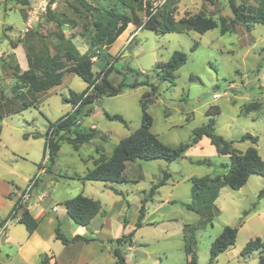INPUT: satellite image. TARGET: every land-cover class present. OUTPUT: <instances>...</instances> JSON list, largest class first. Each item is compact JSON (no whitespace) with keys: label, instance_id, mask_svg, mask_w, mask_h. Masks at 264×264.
<instances>
[{"label":"rangeland","instance_id":"rangeland-1","mask_svg":"<svg viewBox=\"0 0 264 264\" xmlns=\"http://www.w3.org/2000/svg\"><path fill=\"white\" fill-rule=\"evenodd\" d=\"M38 1L27 0L25 5L23 0H0V218L6 217L11 204L3 196L6 188L10 189L11 182L24 185L27 173L36 171L37 164H44V135L48 124L72 113V105L66 102L69 92L80 93L87 86L75 74L63 73L60 85L37 94L33 106L21 109L22 101L13 96L18 93L17 88L21 87V91L26 89L17 82L14 67L20 69L26 53L45 56L46 50L52 52L57 48L54 44L62 49V42L66 48L71 43L76 50H85L86 53L88 30L93 18L80 3L98 10H105L110 5L109 0H53L49 11L60 25L43 14L29 33H24L23 22ZM163 2L153 0V8L162 11ZM240 2L237 0L236 4ZM245 3L255 6L257 0H245ZM167 7L175 20L185 13L201 14L215 20L217 27L204 34L186 28L178 33L161 34L136 30L129 24L126 40L120 39V35L110 46L101 45L98 50L107 53L110 50V58H93V61L96 60L94 73L106 68L108 62L112 63L108 81L113 86L123 82L125 88L117 96L97 99L91 114L82 117V124L76 128H95L107 140H92L79 150L61 142L54 162L58 171L69 177L81 175L90 163L80 158L94 154L96 147L111 153L119 140L138 129L141 122L140 101L145 93H149L153 100L147 109L152 118L151 132L165 145L177 147L189 143L193 130L211 120L215 134L233 142L234 149L243 152L254 146L264 161V25L254 24L247 31L244 25L235 23L230 31L221 34L220 19L228 23L233 20L228 0H214L213 4L203 0H168ZM135 14L142 20L146 19L139 9L135 10ZM60 30L63 40L55 36ZM194 44L196 48L191 51ZM175 51L184 53L186 62L173 73V80H163L157 65L169 61ZM61 60L66 68L73 64L68 63L65 57ZM136 83L135 88L129 87ZM214 95L217 97L214 98ZM30 99L25 98L26 101ZM254 101L262 103L259 110L247 114L241 112L244 105ZM214 107L219 108L220 114L206 116L208 109L213 111ZM104 113L122 116L127 126L108 120ZM246 133L258 138L255 145L249 141L240 142L241 136ZM64 136L72 137V134ZM190 160H209L210 164H196ZM227 166L228 157L217 155L213 146L206 144L197 149H187L183 158L170 163L163 160L127 163L123 172L126 181L121 184L89 181L83 188L79 181L61 179L63 183L58 188L50 186L43 191L51 194L53 188H57V198L64 194L68 198L82 194L100 201L104 205L103 214L106 212L111 217L114 228L118 223L125 222L124 234L136 230L134 249L128 250L127 244L119 245L115 241L112 244L113 249L123 251L130 264H187L189 256L185 249L192 237L181 231L185 224L195 230L194 243L187 247L191 249L196 264H209L211 243L225 226L237 228L235 243L211 264H257L261 252L241 256V251L248 241L255 238L264 244L262 177L249 176L239 190H231L227 186L221 188L210 210L202 211L200 205L192 202L189 179L223 176L227 174ZM163 173L171 177L149 200V189L162 179ZM107 186L122 194L116 195ZM12 190L17 193L16 188ZM167 197L169 200H166ZM143 199L147 202L139 220ZM186 204H192L197 212L186 209ZM138 222L140 227L137 228ZM6 226L17 239L25 232L24 227L13 220H9Z\"/></svg>","mask_w":264,"mask_h":264},{"label":"trees","instance_id":"trees-1","mask_svg":"<svg viewBox=\"0 0 264 264\" xmlns=\"http://www.w3.org/2000/svg\"><path fill=\"white\" fill-rule=\"evenodd\" d=\"M203 1L213 4L214 0ZM236 1L237 0H228L233 20H231V24L220 19L221 34L230 31L235 23L244 25L247 31H249L254 24L264 25V0H257L255 6L246 4L245 0H240V4H236ZM23 3L25 5L28 4L27 0H23ZM108 3L110 5H108V8L105 10L102 8L98 10L97 8H94V6L89 7L85 3H80L84 10L89 12L93 18L90 21L91 29L88 30V50L86 53L80 54L71 43H68L66 48V46L64 47V42H62V49L66 50L65 52L60 53L56 51L52 57L44 58L35 67L30 63V68L26 71H20L19 67H14L16 72L14 76L16 77L17 82L22 84L23 88L26 89L25 91H21V87L17 88L18 93L13 96L14 99H17L20 102L22 101L21 109H27L33 106L36 102L37 94L46 92L53 87L60 85L63 73L75 74L87 84L86 88L80 93L69 92V97L66 99V102L70 103L72 107H75L72 113L59 118L54 123H49L47 126L44 135L43 160L46 159L51 165L55 162L61 141H66L74 148H78L82 144L90 143L96 138H100L103 142L106 141V137L95 129L76 130L80 124L81 118L90 115L92 112V105L97 99L103 96H117L125 88L123 82L117 86H113L108 81L107 77L113 69L112 63L108 62L106 68L97 74L94 73L93 58L107 60L110 58V55L107 52H103L104 50H98L101 45L107 47L113 44L126 30L129 24L133 25L136 30L144 29L161 34L178 33L182 28L192 30L198 34H204L217 27V22L215 20L201 14L185 13L182 18L175 20L171 11L167 7L168 0H164L162 3L161 6H163V8L160 12H158V9L153 8V0H109ZM137 9L144 13L145 20L138 18L135 14V10ZM91 17L89 19H91ZM47 18L50 19V21H54L58 26L60 25L49 10L47 12ZM85 30H87L86 27ZM57 38L63 40L62 35H57ZM195 48L196 44L191 47V51H194ZM62 49L56 48L55 50ZM63 57L66 58L68 63L72 62L73 64L66 68L61 60ZM27 59L28 62H30L31 59L29 56H27ZM185 62L186 56L184 53L178 51L173 52L169 61L157 65V68L161 73V78L167 81L173 80V73L184 65ZM137 85L138 84L136 83L129 87L135 88ZM152 90L154 91L155 88L153 87ZM27 97H31V99L26 101L25 98ZM152 101L149 93H145L142 96L140 101L141 122L139 128L119 140L109 157L105 158L103 155L99 156L94 162V168L81 178L83 181L111 184L124 183L126 180L123 177V172L127 163L136 160H163L169 163L174 162L183 158L185 151L194 147L203 137L209 139L210 144L214 146L217 155L228 156L229 166H227V174L223 176H204L201 178L192 177L189 179V182L191 183L192 202L193 204L196 203L198 206L200 205L202 211L210 210L214 201L218 197L221 188L227 186L231 190H239L246 184L251 175H258L264 179V161L258 154L256 148L251 146L244 152L237 151L232 147L233 142H227L222 137L215 134L213 127L214 124L211 120L205 125L193 130L192 138L189 143L181 144L177 147H170L162 143L158 136L151 132L152 118L147 112V109L148 104H151ZM261 105L262 103L258 101L250 102L243 106V112L247 114L257 111L260 109ZM219 114L220 110L218 107H214L213 111L208 109L206 112V116L208 117ZM104 115L110 121H116L127 126L126 120L120 115H109L107 113H104ZM50 130L52 131L50 138L48 139ZM68 133H71L72 137L64 136ZM244 141H249L252 145H255L258 138L246 133L240 138V142ZM46 145L49 148L47 156L45 152ZM195 163L210 164V161L203 160ZM37 168L42 169V164H37ZM167 178L168 174L163 173L162 179L150 189L149 193L152 194L155 189L162 186ZM144 201L145 200L141 203L139 220L142 219L144 213ZM61 205L66 210L68 217L79 226H87L97 214H103L99 202L82 194H78L75 197L64 201ZM185 207L188 210L197 212L192 204H186ZM21 209H23V211L18 216ZM9 220L16 221V223L23 225L28 234H32L37 227V222L30 216L26 207L20 204L19 198L14 202L13 207L7 216L0 220V227L5 225ZM123 225L124 227L126 226L125 222ZM136 226L137 228L140 227V222H138ZM134 231L135 230L123 234L120 238L116 239L115 242L119 245H131ZM184 232L189 233V237H192L188 245H190L191 242L194 243L193 233L195 230L186 225L184 226ZM236 234V227H223L221 233L211 243L209 249V264L215 261L220 254L234 245ZM55 239L60 241L63 245L78 241H93L81 236L68 238L60 232L59 224H57L55 228ZM187 246L185 249L186 255L189 256L187 264H196L195 257L191 253V249ZM254 251L261 252L257 264H264V244L259 238L248 241L241 251V256H249ZM112 255L117 264H126L124 257L118 248L112 250ZM39 264H49L48 258L43 256Z\"/></svg>","mask_w":264,"mask_h":264},{"label":"crops","instance_id":"crops-1","mask_svg":"<svg viewBox=\"0 0 264 264\" xmlns=\"http://www.w3.org/2000/svg\"><path fill=\"white\" fill-rule=\"evenodd\" d=\"M126 30L121 34L120 39L126 40V38L129 35L128 32H126ZM23 32L25 33L24 22H23ZM61 33L62 30H60L59 33L55 34V36L62 35ZM56 47L61 48V46L54 44V48ZM56 51L62 53L65 52L66 50H52V52L46 50L45 56L34 55L31 54V52L28 54L26 53V55H24L25 58V60H23L24 63L20 64L21 71L28 70L30 68V63L35 67L44 58L52 57L56 53ZM77 51L80 54H84L85 52V50H77ZM108 53H110V50H108ZM27 56L30 57L31 59L30 62H28ZM81 124L82 121L80 120L79 125ZM89 129H95V128L91 127ZM99 133L104 135L101 132ZM61 142H66V141H61ZM206 144L210 145V141L208 138L203 137L194 147H191L190 149H197ZM83 145L85 144H82L78 148H74V149L79 150ZM59 150H60V145H59ZM111 153H105L102 147H96L94 150V154L87 155L85 158L83 157L80 158V160L90 163V167H87L86 171L83 172L81 175L74 174L71 177H69L68 174L64 173L63 171H58L56 168H54V164L51 165L49 162H47V160H45L44 164H42L43 166L42 169H38L36 166L37 169L36 171L33 170L31 173L30 172L27 173L24 179L25 181L24 185L20 186L15 184L14 182H11L10 189L7 187L5 193L3 194V196H5L6 199H9L10 200L9 202L11 203L8 207L9 208L8 213L12 209L14 202L19 198L20 194L29 186L31 180L35 178L37 175H39L36 179V182L32 186L31 197L28 199L27 204L25 205L30 216L37 222V227L32 234H28L25 230V232H22L21 238L17 239L11 235V231L8 230V226H6L5 232H3L0 235V263L1 264H39L41 258L43 256H46L49 260V264H117L115 258L112 255V250H113L112 244L116 239L120 238L124 234L123 232L125 231L126 226L124 227L123 224L116 223L117 225L114 228L113 226L114 222L106 212L104 214L102 213L97 214L87 226H79L75 224L68 217L66 210L61 205L64 201L71 198L66 197L67 196L66 194H64V196L60 198H57L55 196L56 189L59 187L61 183H63L61 179L79 181L82 183V187L84 188L86 186V183L89 181H83L81 178L84 177V175L88 171L94 168V164H95L94 162L99 156L103 155L105 158H107L111 155ZM190 161L191 163H195L200 160H196V161L190 160ZM48 164H50L49 167L47 166ZM170 177L171 175L168 174V178ZM168 178L166 180H168ZM50 186H54L57 188L56 189L53 188L51 194H46L45 191L43 190L46 187H50ZM12 188H16L18 190L17 193H14L15 191H13ZM107 188L113 191L116 195H120V193L122 194V192L116 191L112 186H107ZM150 189L148 191L149 200L152 199V196L157 191V189H155L154 192L150 194L149 193ZM143 200H145L143 203V208L145 212L144 205L146 204L147 199H143ZM166 200H169V197H167ZM166 200L161 202L163 203ZM1 201L2 199L0 194V202ZM216 201L217 198L214 202ZM97 202L100 203V201ZM102 206L104 205H101V210H102ZM55 207L56 209H53ZM4 218L5 217L0 218V220ZM13 222L16 223V221ZM16 224L20 226V224L18 223ZM57 224H59L60 232L68 238L74 236H81L85 239H89L93 241L90 242L78 241L68 245H63L60 241L55 239V228ZM186 225L187 224L182 225L181 231L183 233H184V226ZM135 232L136 230L134 231V233ZM127 233H129V231ZM133 239L134 237H132L131 239L132 242L131 245L127 244L129 246L128 250L134 249L135 242ZM120 252L124 257L123 251ZM124 260L126 264H130L127 258L124 257Z\"/></svg>","mask_w":264,"mask_h":264},{"label":"built area","instance_id":"built-area-1","mask_svg":"<svg viewBox=\"0 0 264 264\" xmlns=\"http://www.w3.org/2000/svg\"><path fill=\"white\" fill-rule=\"evenodd\" d=\"M51 1L52 0H39L38 3L34 7L31 8L26 18V22H25V33H27L29 29H32L34 24L39 22L41 15L47 14L48 10L52 6ZM213 97L215 98L217 97V95H214ZM74 109L75 107H73V110ZM51 131L52 130L49 131L48 139L50 138ZM45 152L47 156L49 152V148L47 145L45 148ZM36 179H37V176L31 180L29 186L20 194L19 202L22 206H25L27 204L28 199L31 197V189ZM53 209H56V207ZM5 227H6V224L0 227V235L5 231Z\"/></svg>","mask_w":264,"mask_h":264},{"label":"water","instance_id":"water-1","mask_svg":"<svg viewBox=\"0 0 264 264\" xmlns=\"http://www.w3.org/2000/svg\"><path fill=\"white\" fill-rule=\"evenodd\" d=\"M22 211H23V209L20 210V212L18 213V216L21 214Z\"/></svg>","mask_w":264,"mask_h":264}]
</instances>
